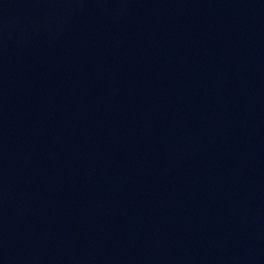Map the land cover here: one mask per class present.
I'll return each mask as SVG.
<instances>
[{
	"label": "water",
	"instance_id": "water-1",
	"mask_svg": "<svg viewBox=\"0 0 264 264\" xmlns=\"http://www.w3.org/2000/svg\"><path fill=\"white\" fill-rule=\"evenodd\" d=\"M0 264H264V0H0Z\"/></svg>",
	"mask_w": 264,
	"mask_h": 264
}]
</instances>
